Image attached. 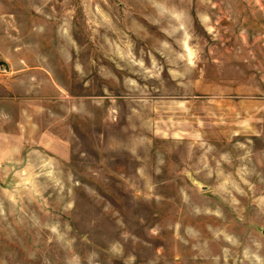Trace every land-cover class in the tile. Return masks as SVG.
I'll use <instances>...</instances> for the list:
<instances>
[{
	"label": "rangeland",
	"instance_id": "rangeland-1",
	"mask_svg": "<svg viewBox=\"0 0 264 264\" xmlns=\"http://www.w3.org/2000/svg\"><path fill=\"white\" fill-rule=\"evenodd\" d=\"M0 264H264V0H0Z\"/></svg>",
	"mask_w": 264,
	"mask_h": 264
},
{
	"label": "built area",
	"instance_id": "built-area-1",
	"mask_svg": "<svg viewBox=\"0 0 264 264\" xmlns=\"http://www.w3.org/2000/svg\"><path fill=\"white\" fill-rule=\"evenodd\" d=\"M0 72H2V69H0Z\"/></svg>",
	"mask_w": 264,
	"mask_h": 264
}]
</instances>
